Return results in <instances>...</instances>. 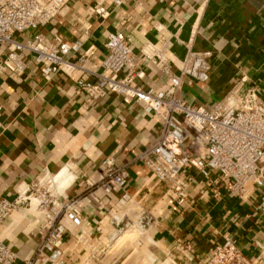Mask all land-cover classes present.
Masks as SVG:
<instances>
[{
    "label": "crops",
    "instance_id": "crops-1",
    "mask_svg": "<svg viewBox=\"0 0 264 264\" xmlns=\"http://www.w3.org/2000/svg\"><path fill=\"white\" fill-rule=\"evenodd\" d=\"M99 7L107 17L95 13ZM35 33L51 42L78 41L89 54L71 78L58 73L45 81L26 52L20 75H0V199H12L17 187L45 175L65 170L72 176L62 199H80L92 230L82 245L74 239L75 226L61 218L64 264H147L149 258L205 264L211 248L227 235L251 264H264L261 188L250 187L245 199L225 192L213 198L205 178L186 169L193 181L184 205L177 206L166 185L137 159L158 138L157 117L114 94L86 107L75 84L100 71L107 36L119 33L137 59L135 71L144 72L134 79L136 86H166L167 79L141 53L145 45L165 43L176 74L188 49L211 53L206 83L183 79L179 95L185 102L210 109L234 88L240 93L254 88L264 103V0H68L47 25L13 39L24 43ZM6 54L0 46V58ZM182 151L199 156L200 136L191 133ZM105 159L125 172L123 191L89 186L105 174ZM44 221L41 213L23 208L0 225V240L16 254L14 264L33 258Z\"/></svg>",
    "mask_w": 264,
    "mask_h": 264
},
{
    "label": "built area",
    "instance_id": "built-area-1",
    "mask_svg": "<svg viewBox=\"0 0 264 264\" xmlns=\"http://www.w3.org/2000/svg\"><path fill=\"white\" fill-rule=\"evenodd\" d=\"M68 0H0V46L7 54L0 58V75L5 72L20 75L25 68L24 53L34 56L41 77L49 81L62 73L71 78L82 64L88 51H81L78 41H49L35 33L24 43L16 42L14 34L36 31L54 19ZM119 4V2L117 1ZM95 13L107 17L108 12L99 7ZM107 54L100 71L90 73L92 79H77L78 90L85 94L84 105H92L108 94L122 96L141 104L146 114L157 117L159 135L154 144L137 155L152 178L166 185L177 206H183L193 176L184 170H194L205 178L207 191L213 198L222 192L230 197L245 199L248 190L262 189V199L257 209L264 213V103L254 88L230 90L212 108L189 104L179 95L184 78L206 83L209 79L211 53L188 49L180 71H172L166 44L145 45L141 53L166 79L163 89L140 87L134 79H142L144 72L135 71L137 59L127 39L122 34L110 33L104 44ZM75 60V62H73ZM121 70L129 75L119 76ZM191 133L201 138L202 151L193 156L182 151ZM105 169L99 180L89 186H99L105 193L113 188L123 191L125 172L116 168L111 159L102 162ZM70 175V174H69ZM56 176L45 175L37 182L20 185L12 199H0V225L19 209H32L44 216L38 234L39 245L33 258L26 264H64L63 243L65 227L61 218L75 226L74 239L86 244L91 236V223L82 216L79 198H63L65 189H58ZM73 182V180H72ZM71 182V184H72ZM68 188V187H67ZM34 202V205H33ZM16 254L0 240V264H14ZM176 264L172 260L156 263L149 258L147 264ZM205 264H251L236 247L232 236H224L215 244Z\"/></svg>",
    "mask_w": 264,
    "mask_h": 264
},
{
    "label": "bare ground",
    "instance_id": "bare-ground-1",
    "mask_svg": "<svg viewBox=\"0 0 264 264\" xmlns=\"http://www.w3.org/2000/svg\"><path fill=\"white\" fill-rule=\"evenodd\" d=\"M73 178L71 175H69L65 170L61 171L57 176H56V182L58 184V189L60 190H66L67 187L71 185ZM34 205V202H33ZM166 264V263H164Z\"/></svg>",
    "mask_w": 264,
    "mask_h": 264
}]
</instances>
